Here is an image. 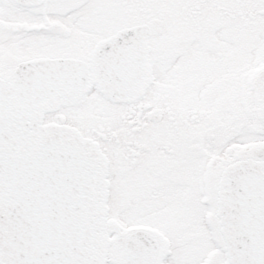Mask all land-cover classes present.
<instances>
[{"label": "snow or ice", "instance_id": "obj_1", "mask_svg": "<svg viewBox=\"0 0 264 264\" xmlns=\"http://www.w3.org/2000/svg\"><path fill=\"white\" fill-rule=\"evenodd\" d=\"M0 264H264V0H0Z\"/></svg>", "mask_w": 264, "mask_h": 264}]
</instances>
